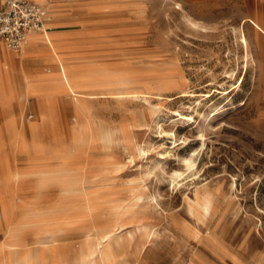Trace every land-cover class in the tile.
I'll return each mask as SVG.
<instances>
[{
  "label": "rangeland",
  "instance_id": "374dc122",
  "mask_svg": "<svg viewBox=\"0 0 264 264\" xmlns=\"http://www.w3.org/2000/svg\"><path fill=\"white\" fill-rule=\"evenodd\" d=\"M36 1L49 50L0 44L26 76L0 82V238L264 264V0Z\"/></svg>",
  "mask_w": 264,
  "mask_h": 264
},
{
  "label": "bare ground",
  "instance_id": "6f19581e",
  "mask_svg": "<svg viewBox=\"0 0 264 264\" xmlns=\"http://www.w3.org/2000/svg\"><path fill=\"white\" fill-rule=\"evenodd\" d=\"M44 25H45V30H46V23L45 22H44ZM42 39L45 42L44 44L51 43V40H52L49 37H43ZM241 40H242L243 44L246 45V39L242 33H241ZM33 41H36V37L30 36L24 45L27 46ZM24 45H23V47H24ZM24 51L25 50L23 48V51L19 56H14V55L9 56L8 52H6V51H3V53L0 52V55L2 54L6 58V60L8 61L7 64L2 63V66L4 65L6 71H4V73H3L4 75H2V74L0 75V82L5 84V85H8L9 88H11V89L14 88V84H16L17 81H21V83H22L24 81V79L26 78V76L24 75L23 77H21V79H19V75L17 73V71H19V61H20V63L22 62V56L24 55ZM13 62L15 64H17L16 67L13 66L14 65ZM10 96H11V94H10ZM185 160L188 161V158L186 157ZM204 205L206 207L207 203L204 202ZM112 233L113 232H108V233L98 235V236L100 237L101 241H105V240L108 241V238L110 237V235ZM35 245L36 246H32V245L30 246L29 245L27 247H21V249H18L15 251V253H17V252L21 253V259H22L21 264H33L34 262L37 264H43V262L45 261V253L46 252L51 253L50 254L51 256H47V258H48L47 264H64L63 255L61 253L59 254V252L56 248V245L54 243V240H52L49 243L37 242V243H35ZM89 246L90 245H88V248H89ZM90 247H91L90 250H87L88 252H86V253L83 252L81 254V256H80L81 264H95V262H94L95 258H97L101 264H109L108 257H107V251L105 249V246L95 247V246L91 245Z\"/></svg>",
  "mask_w": 264,
  "mask_h": 264
},
{
  "label": "built area",
  "instance_id": "2783aa9c",
  "mask_svg": "<svg viewBox=\"0 0 264 264\" xmlns=\"http://www.w3.org/2000/svg\"><path fill=\"white\" fill-rule=\"evenodd\" d=\"M45 5L34 0H0V42L19 51L32 33L44 32Z\"/></svg>",
  "mask_w": 264,
  "mask_h": 264
},
{
  "label": "crops",
  "instance_id": "0c3cea01",
  "mask_svg": "<svg viewBox=\"0 0 264 264\" xmlns=\"http://www.w3.org/2000/svg\"><path fill=\"white\" fill-rule=\"evenodd\" d=\"M34 1H36V0H34ZM49 15H50V12H48V16ZM57 22H59V20L56 21V22H50L49 23V28L53 30V28L57 25ZM45 23H46V19H45ZM46 26H47V24H46ZM40 33H42V32L32 33L31 35H29V37L30 36L36 37V41L31 42L29 45H27V47L28 46L36 47V48L38 47V48H42V49H43V47H45L47 50H49L48 46H46L44 44L45 43L44 40L41 37H39ZM0 44L2 46H4L2 42H0ZM3 51L4 50H2V51L0 50L1 53H3ZM8 54H9V56L13 55V53H9V52H8ZM7 62L8 61L6 60V58L1 54L0 55V63L7 64ZM13 64H14L13 66H15V67L17 66V64H15L14 62H13ZM35 243H37V242L35 241V242L30 243V242H27L25 239H22L20 237H9L8 235H7V238H0V264H21V262H22L21 253L13 252V250L9 246L18 247L19 249H21V247H27V246L35 244ZM113 243H115V242H113L111 239H108V241L105 240V243L103 245V246H105V249L107 251V257H108L109 264H111V257H110V255H111L110 251L111 250H110V247H111V245ZM50 254L51 253H49V252L45 253V261L43 262V264H47V262H48L47 261V259H48L47 256H51ZM94 262H95V264H101L97 258H95ZM33 264H37V263L34 262Z\"/></svg>",
  "mask_w": 264,
  "mask_h": 264
}]
</instances>
